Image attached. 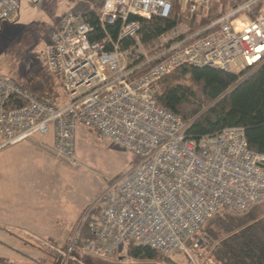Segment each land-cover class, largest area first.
<instances>
[{
	"label": "built area",
	"instance_id": "1",
	"mask_svg": "<svg viewBox=\"0 0 264 264\" xmlns=\"http://www.w3.org/2000/svg\"><path fill=\"white\" fill-rule=\"evenodd\" d=\"M175 2L205 16L211 6V0H100L103 36L97 41L82 15L64 13L44 47L48 74L62 82L61 106L0 74V149L52 130L54 152L74 165V135L83 126L136 158L100 196L93 239L78 243L76 231L69 252L78 247L108 259L132 241L176 258L175 264H215L201 236L209 219L221 209L243 213L264 204V155L248 149L242 128L195 141L181 119L156 102L159 82L182 67L238 74L262 65L264 12L254 19L249 14L264 0H232L211 23L195 30L179 24L144 46L141 21L168 19ZM18 8V0H0V24Z\"/></svg>",
	"mask_w": 264,
	"mask_h": 264
},
{
	"label": "trees",
	"instance_id": "2",
	"mask_svg": "<svg viewBox=\"0 0 264 264\" xmlns=\"http://www.w3.org/2000/svg\"><path fill=\"white\" fill-rule=\"evenodd\" d=\"M18 2V12L11 21L8 20L10 24L18 18L21 6L20 0ZM97 2L98 0H81L73 3L68 10L80 13L94 28L92 40L95 41L100 40L103 33L97 20V12L90 11L88 7ZM231 6H234L232 0H211L210 11L205 16L202 13L189 14L175 2L168 19L141 21L140 41L147 47L179 24L195 30L225 14ZM263 12L264 2L256 5L249 17L254 19ZM116 27L109 29L113 39L116 38ZM129 44L125 43L123 47L126 48ZM41 64L42 67L26 83L17 78L14 81L29 94L56 107L61 106V79L50 76L44 63ZM251 69L254 68H246L236 74L210 67H182L159 82L156 102L181 119L186 125L185 134L189 139L197 141L202 137L218 134L226 128H242L248 149L264 155V63L242 78L243 72ZM181 77H188L191 85L176 83ZM262 205L243 213L221 209L209 219L201 235L213 252L215 264H264ZM100 213L101 207L98 205L84 218L77 230L78 243L93 239L90 223ZM70 243L71 239L57 248L65 250ZM125 247L127 256L137 261L136 264H175L174 260L160 255L148 246L131 241Z\"/></svg>",
	"mask_w": 264,
	"mask_h": 264
},
{
	"label": "rangeland",
	"instance_id": "3",
	"mask_svg": "<svg viewBox=\"0 0 264 264\" xmlns=\"http://www.w3.org/2000/svg\"><path fill=\"white\" fill-rule=\"evenodd\" d=\"M78 1L81 0H20L17 20L11 24L4 21L0 26V74L20 82L29 81L44 63V47L50 32ZM99 6L100 0L88 8L94 12ZM240 66L242 69L241 62ZM253 70L243 72L242 78ZM176 83L191 85L188 77L178 78ZM62 101L60 98L59 103ZM74 144V165L53 150V173L48 175L46 185V197L54 201L51 213L48 209L46 214L36 209L31 216L16 218L14 227L0 228V264H136L127 256V247L108 259L83 255L78 247L70 252L68 248L58 249L59 243L46 239L41 227L36 226L42 233L30 223L53 225L65 234L73 228L77 231L84 218L99 205L106 188L135 166L132 153L86 127L77 128ZM3 150L0 149V154ZM41 188L37 196L43 193ZM260 207L264 212V204ZM5 218L0 213V224ZM172 260L178 262L176 258Z\"/></svg>",
	"mask_w": 264,
	"mask_h": 264
},
{
	"label": "crops",
	"instance_id": "4",
	"mask_svg": "<svg viewBox=\"0 0 264 264\" xmlns=\"http://www.w3.org/2000/svg\"><path fill=\"white\" fill-rule=\"evenodd\" d=\"M53 150L54 134L50 130L44 136L35 134L8 146L0 154V213L6 217L1 220V229L14 227L12 224L16 218L31 216L36 209H41L44 214L48 209V213H51L54 201L46 197V185L48 175L53 173ZM40 187L43 193L37 196ZM30 223L37 231H40L37 227H41L44 237L58 245L65 244L76 232L73 228L69 234H65L53 225L46 227L33 221Z\"/></svg>",
	"mask_w": 264,
	"mask_h": 264
},
{
	"label": "bare ground",
	"instance_id": "5",
	"mask_svg": "<svg viewBox=\"0 0 264 264\" xmlns=\"http://www.w3.org/2000/svg\"><path fill=\"white\" fill-rule=\"evenodd\" d=\"M80 14V13H79Z\"/></svg>",
	"mask_w": 264,
	"mask_h": 264
}]
</instances>
